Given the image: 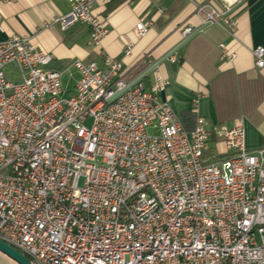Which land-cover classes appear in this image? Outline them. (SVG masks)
<instances>
[{"label": "built area", "instance_id": "2783aa9c", "mask_svg": "<svg viewBox=\"0 0 264 264\" xmlns=\"http://www.w3.org/2000/svg\"><path fill=\"white\" fill-rule=\"evenodd\" d=\"M93 1L67 0L55 22L85 25L99 46L108 30ZM230 11L196 5L202 25L230 29ZM151 25L139 21L137 35ZM196 29L183 27L182 39ZM252 54L263 68L264 48ZM51 60L27 37L0 40L1 241L32 264H264V145L247 148L241 120L207 124L194 108L188 132L159 101L169 83L159 74L146 88L111 57L104 69L75 60L68 93L44 69ZM11 64L18 83L6 79Z\"/></svg>", "mask_w": 264, "mask_h": 264}, {"label": "crops", "instance_id": "0c3cea01", "mask_svg": "<svg viewBox=\"0 0 264 264\" xmlns=\"http://www.w3.org/2000/svg\"><path fill=\"white\" fill-rule=\"evenodd\" d=\"M231 9L235 21L230 29L209 24L173 54L163 60L142 82L150 88L155 74L169 83L158 94L179 117L184 129L194 130L196 116L207 124H227L241 120L248 149L264 145V67L255 65L252 51L264 48V0H218ZM206 0H94L92 12L104 18L108 30L99 46L90 41L88 28L80 23L62 31L56 18L69 10L67 0H0V40L27 37L30 44L52 56L45 70L61 74V84L72 92L79 78L72 67L75 60L95 62L111 57L122 62L128 82L137 80L151 65L161 60L184 40L180 30L197 29L204 16L196 5ZM152 21L143 37L135 26ZM196 29V30H197ZM234 54L222 57L220 46ZM130 48V55L125 49ZM173 57L175 62H171ZM197 109V115L193 109ZM212 142L213 148L217 145ZM225 154V150L223 152ZM3 264H16L0 254Z\"/></svg>", "mask_w": 264, "mask_h": 264}, {"label": "water", "instance_id": "95a60500", "mask_svg": "<svg viewBox=\"0 0 264 264\" xmlns=\"http://www.w3.org/2000/svg\"><path fill=\"white\" fill-rule=\"evenodd\" d=\"M245 0H242L239 2L238 6L241 5ZM231 12V11H230ZM229 12V13H230ZM209 24H206L200 28H198L194 33H192L190 36H188L186 39H184L181 44H179V46H177L176 48H174L171 52H169L166 56H164L161 60L157 61L156 63H154L153 65H151L147 70H145V72L135 81L141 80L143 77L147 76L151 71H153L163 60H165L166 58H168L171 54H173L182 44H184L185 42H187L190 38H192L195 34H197L199 31H201L203 28H205L206 26H208ZM135 81L133 83H135ZM130 84L131 85H133ZM129 86V87H130ZM118 94H115L110 101L112 102L117 96ZM0 252L5 254L8 258H10L11 260H13L14 262H16L17 264H32L30 262V260L21 252L17 251L16 249H14L13 247L7 245L6 243H4L3 241L0 240Z\"/></svg>", "mask_w": 264, "mask_h": 264}, {"label": "rangeland", "instance_id": "374dc122", "mask_svg": "<svg viewBox=\"0 0 264 264\" xmlns=\"http://www.w3.org/2000/svg\"><path fill=\"white\" fill-rule=\"evenodd\" d=\"M4 71H5L6 79L8 81H10L12 83H18L20 81L19 80V77H18L17 68L14 66V64H11V65L7 66ZM149 132H152V131L150 130ZM215 144L217 145L216 146V149L219 151V153L223 154V152L225 150L223 142L217 140L215 142ZM211 147L213 148V145ZM0 254H3V253L0 252ZM3 255L6 256L5 254H3ZM0 264H3V262L1 261V259H0Z\"/></svg>", "mask_w": 264, "mask_h": 264}, {"label": "trees", "instance_id": "16d2710c", "mask_svg": "<svg viewBox=\"0 0 264 264\" xmlns=\"http://www.w3.org/2000/svg\"><path fill=\"white\" fill-rule=\"evenodd\" d=\"M143 79H141V81H142Z\"/></svg>", "mask_w": 264, "mask_h": 264}]
</instances>
